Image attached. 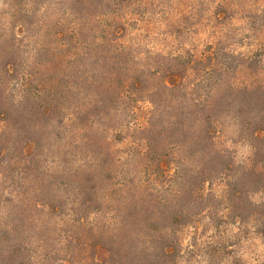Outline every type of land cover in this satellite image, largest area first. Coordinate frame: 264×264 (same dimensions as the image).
<instances>
[{"label":"trees","instance_id":"obj_1","mask_svg":"<svg viewBox=\"0 0 264 264\" xmlns=\"http://www.w3.org/2000/svg\"><path fill=\"white\" fill-rule=\"evenodd\" d=\"M6 1L0 264H264V0Z\"/></svg>","mask_w":264,"mask_h":264},{"label":"rangeland","instance_id":"obj_2","mask_svg":"<svg viewBox=\"0 0 264 264\" xmlns=\"http://www.w3.org/2000/svg\"><path fill=\"white\" fill-rule=\"evenodd\" d=\"M10 10L11 7L9 6V2L6 0H0V19H3V21L7 20V18L10 16ZM19 34H21V30L17 31ZM264 64V59H263ZM239 157L243 158L249 155V150L246 147H239Z\"/></svg>","mask_w":264,"mask_h":264}]
</instances>
